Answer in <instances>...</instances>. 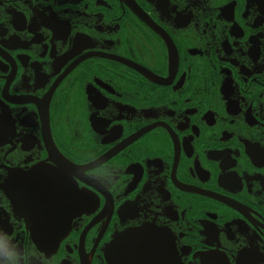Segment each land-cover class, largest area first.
I'll use <instances>...</instances> for the list:
<instances>
[{"label":"flooded vegetation","instance_id":"1","mask_svg":"<svg viewBox=\"0 0 264 264\" xmlns=\"http://www.w3.org/2000/svg\"><path fill=\"white\" fill-rule=\"evenodd\" d=\"M0 264H264V0H0Z\"/></svg>","mask_w":264,"mask_h":264},{"label":"water","instance_id":"2","mask_svg":"<svg viewBox=\"0 0 264 264\" xmlns=\"http://www.w3.org/2000/svg\"><path fill=\"white\" fill-rule=\"evenodd\" d=\"M30 177H28V180H27L28 183H23L24 185H22V183H19L21 186H18L21 190H23L22 188L26 189V195L28 197H32L33 194H35V195L40 194L41 195L44 192H47V190H48L49 194L51 193L50 189H46V190L43 189L44 185L42 183H39V181L41 179L39 176L35 175L34 177H31V178ZM51 186L52 185L48 184L45 188H49V187L51 188ZM20 197H22V195L20 193H18L16 195V198L14 199V200H16L15 202L17 204H19V202H20V199H19ZM29 205H31V204L29 203ZM49 206H51V205H49ZM32 208H34V209H36L38 211H46V210L42 209V208H45V206H43V205H41L39 203L36 204L35 206H33ZM48 217H50V219L58 217V216H56V212H55V210L53 208L52 209L50 208V212H49ZM62 224H65V223H62ZM117 242L115 241V243L113 245L114 247L117 244Z\"/></svg>","mask_w":264,"mask_h":264}]
</instances>
